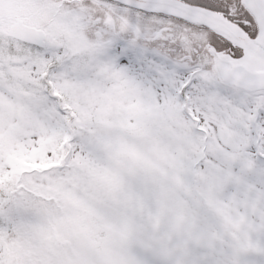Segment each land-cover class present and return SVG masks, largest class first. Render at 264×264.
<instances>
[{"label":"snow or ice","instance_id":"snow-or-ice-1","mask_svg":"<svg viewBox=\"0 0 264 264\" xmlns=\"http://www.w3.org/2000/svg\"><path fill=\"white\" fill-rule=\"evenodd\" d=\"M0 264H264V0H0Z\"/></svg>","mask_w":264,"mask_h":264}]
</instances>
